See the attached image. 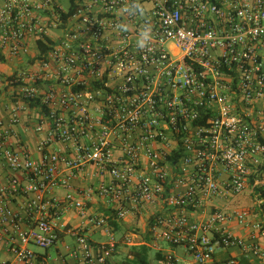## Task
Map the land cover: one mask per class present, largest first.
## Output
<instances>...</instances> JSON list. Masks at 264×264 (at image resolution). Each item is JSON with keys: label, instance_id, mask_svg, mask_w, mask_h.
I'll return each instance as SVG.
<instances>
[{"label": "built area", "instance_id": "built-area-1", "mask_svg": "<svg viewBox=\"0 0 264 264\" xmlns=\"http://www.w3.org/2000/svg\"><path fill=\"white\" fill-rule=\"evenodd\" d=\"M135 2L143 15L122 13L133 0H0V59L25 63L0 117L3 264H51L34 248L63 234L73 264H112L121 245L142 244L112 223L143 212L157 264H216L232 249L264 260V0ZM32 109L39 159L17 134ZM94 200L105 213L87 214ZM72 210L108 241L66 224Z\"/></svg>", "mask_w": 264, "mask_h": 264}, {"label": "crops", "instance_id": "crops-1", "mask_svg": "<svg viewBox=\"0 0 264 264\" xmlns=\"http://www.w3.org/2000/svg\"><path fill=\"white\" fill-rule=\"evenodd\" d=\"M1 64L7 65L8 63H15L17 67H13V71L5 72V76H0V85L3 84L4 88L8 87L9 91L7 93H1V87H0V96L3 103L0 105V117L4 120L8 118V108L10 106L11 101V89L8 85V79L9 77L15 73L19 68L24 65L23 63H19L14 60H2L0 59ZM4 79H6V82L3 83ZM40 111L38 109H32L29 112H25L22 115V120L20 125L17 127V134L20 139L24 142V145L28 150L32 152V156L35 159H39L40 154L37 152V146L40 143V141L44 138L45 134H37L34 131V126L38 122L40 118ZM61 145H53L52 150L61 148ZM0 168L2 169V166L0 165ZM4 172L6 175H8V172L4 169ZM85 181L79 180L75 181V185L78 186L79 184L85 186ZM88 180L86 181V183ZM66 190L58 189L51 192L50 197L58 198L59 200H63L66 196ZM32 197V196H31ZM30 196L28 195H17L12 198H10V206L13 210L17 212H22L24 206L27 204ZM105 209L102 206L100 202L97 200H94V202L89 203L87 206V214L91 215L94 213L103 214L105 213ZM67 216V217H66ZM148 217L149 214H146L143 212L142 214L138 215L137 217H131L125 220H122L120 222H117L119 229H116V226L112 224L113 231L117 237L120 239L124 238L125 236H131L134 238V240H143L139 241L142 244H149L150 239L148 236ZM65 220V221H64ZM63 221L68 224L69 226L73 228H77L79 230H82V232L86 233L90 239L95 243H105L107 241H94L92 237L96 235L97 233H100L108 238L106 233L99 228H94L90 226L86 220L85 217H80L79 214L72 210L68 211L63 218ZM109 239V238H108ZM73 239L70 238V236L62 235L61 242L57 244L56 247H54V250L56 251L55 255H52L50 251L46 252H38L40 254L47 253V255L50 257L51 264H73L74 261L72 258H70L64 249L65 243H72ZM261 243L264 246V239H261ZM140 244V245H142ZM59 245L62 247H59ZM139 245V246H140ZM126 245H121L119 249ZM129 247V246H128ZM114 255L112 259V264H126V260L128 258V255L130 254L131 247L128 248V251L124 253L123 251L119 250ZM164 252H166L163 249ZM157 252L155 253V260H157ZM231 257H237V258H243L241 255L240 250L238 249H232L228 251H220L216 254V264H225V262L231 258ZM13 256L6 250L5 247H0V264H3L4 262H12ZM157 262V261H156ZM251 264H264V260H249Z\"/></svg>", "mask_w": 264, "mask_h": 264}, {"label": "rangeland", "instance_id": "rangeland-1", "mask_svg": "<svg viewBox=\"0 0 264 264\" xmlns=\"http://www.w3.org/2000/svg\"><path fill=\"white\" fill-rule=\"evenodd\" d=\"M25 64V63H24ZM13 67H17V65L15 63H8L7 65L5 64H1L0 62V76L3 75L5 76V72H9L10 70L13 71ZM6 82V79H4L3 83ZM1 87V93L3 92L4 94L7 93V91H9L8 87L4 88L3 84L0 85ZM3 103V101L1 100V96H0V105ZM242 203H247V200H242ZM67 217V216H66ZM65 221V220H64ZM92 239L94 241H107L108 238L100 233H97L96 235H94L92 237ZM139 241H143V240H135V242H139ZM150 243V242H149ZM161 247L166 251V252H170L172 254H178V255H182L184 253L182 248H172L170 247L167 243H160ZM59 247H61L59 245ZM62 248V247H61ZM128 246H123L121 247L119 250L123 251L124 253H126L128 251ZM35 251L38 252H43L44 250L39 249V248H34ZM50 253L52 255H55L56 251L54 250V248L49 250ZM155 253H156V249H152L149 253V260L151 264H157L156 260H155Z\"/></svg>", "mask_w": 264, "mask_h": 264}, {"label": "trees", "instance_id": "trees-1", "mask_svg": "<svg viewBox=\"0 0 264 264\" xmlns=\"http://www.w3.org/2000/svg\"><path fill=\"white\" fill-rule=\"evenodd\" d=\"M37 103H31V106H36ZM116 226V229H119V226L116 222L112 223ZM151 248L148 244H143L140 246H134L130 250V256L132 258H127L126 264H151L149 260V253ZM162 258L160 253L157 254V259ZM240 264H251L248 259L242 258Z\"/></svg>", "mask_w": 264, "mask_h": 264}, {"label": "clouds", "instance_id": "clouds-1", "mask_svg": "<svg viewBox=\"0 0 264 264\" xmlns=\"http://www.w3.org/2000/svg\"><path fill=\"white\" fill-rule=\"evenodd\" d=\"M121 11L123 14H132V15H135V14L143 15L144 14L143 8L138 3H136L135 0H133V3L131 4V6H126L122 8ZM151 34H152L151 25L145 24L139 33V37L136 41V46L141 50L145 49L151 40Z\"/></svg>", "mask_w": 264, "mask_h": 264}]
</instances>
